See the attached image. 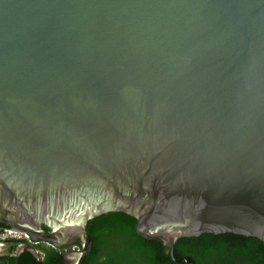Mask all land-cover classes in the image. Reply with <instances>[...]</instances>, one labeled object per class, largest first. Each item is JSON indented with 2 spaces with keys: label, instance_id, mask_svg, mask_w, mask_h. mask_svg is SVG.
Returning a JSON list of instances; mask_svg holds the SVG:
<instances>
[{
  "label": "water",
  "instance_id": "95a60500",
  "mask_svg": "<svg viewBox=\"0 0 264 264\" xmlns=\"http://www.w3.org/2000/svg\"><path fill=\"white\" fill-rule=\"evenodd\" d=\"M110 212L264 243V0H0V224L80 264Z\"/></svg>",
  "mask_w": 264,
  "mask_h": 264
},
{
  "label": "flooded vegetation",
  "instance_id": "af4514ba",
  "mask_svg": "<svg viewBox=\"0 0 264 264\" xmlns=\"http://www.w3.org/2000/svg\"><path fill=\"white\" fill-rule=\"evenodd\" d=\"M42 227L45 231L49 230L45 225ZM6 229H12V227L0 224V230ZM94 231L95 240L88 232L92 238V246L80 264H156L148 256L149 251L144 250L143 245L137 244L136 229L134 233H131L123 225L110 224L95 227ZM82 249L83 246L78 243L63 248H55L43 241H32L21 234V236L10 240L4 247H0V264H72L77 253ZM244 261L246 260L243 257L223 256L219 258L212 256L210 259L201 257L198 263L244 264Z\"/></svg>",
  "mask_w": 264,
  "mask_h": 264
},
{
  "label": "trees",
  "instance_id": "16d2710c",
  "mask_svg": "<svg viewBox=\"0 0 264 264\" xmlns=\"http://www.w3.org/2000/svg\"><path fill=\"white\" fill-rule=\"evenodd\" d=\"M110 224L123 225L134 233L136 220L132 216L121 212H110L98 216L88 222L87 230L95 240V227ZM138 245H143L149 251L151 259L156 264H179L170 256L168 248L157 241H150L135 233ZM143 249V248H141ZM189 256L194 264H199L201 257H243L244 264H264V243L255 237H245L231 233L202 234L199 237H187L178 240L174 246V257L180 259Z\"/></svg>",
  "mask_w": 264,
  "mask_h": 264
},
{
  "label": "built area",
  "instance_id": "2783aa9c",
  "mask_svg": "<svg viewBox=\"0 0 264 264\" xmlns=\"http://www.w3.org/2000/svg\"><path fill=\"white\" fill-rule=\"evenodd\" d=\"M21 236L18 232L10 230H0V247H4L10 240ZM25 236V235H24Z\"/></svg>",
  "mask_w": 264,
  "mask_h": 264
}]
</instances>
